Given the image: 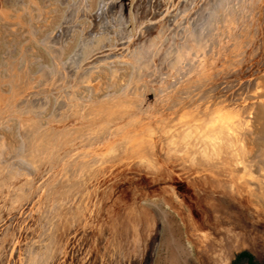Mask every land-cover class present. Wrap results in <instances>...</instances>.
I'll return each instance as SVG.
<instances>
[{"label": "rangeland", "instance_id": "rangeland-1", "mask_svg": "<svg viewBox=\"0 0 264 264\" xmlns=\"http://www.w3.org/2000/svg\"><path fill=\"white\" fill-rule=\"evenodd\" d=\"M102 1L0 0V264H264V0Z\"/></svg>", "mask_w": 264, "mask_h": 264}, {"label": "bare ground", "instance_id": "bare-ground-1", "mask_svg": "<svg viewBox=\"0 0 264 264\" xmlns=\"http://www.w3.org/2000/svg\"><path fill=\"white\" fill-rule=\"evenodd\" d=\"M107 0H103L102 1V4L104 5V3L106 2ZM104 2V3H103ZM107 3V2H106ZM103 5H101V7H103L104 8V6ZM108 7V6H107ZM102 9V8H101ZM105 14V13H104ZM99 15V14H98ZM100 16V15H99ZM106 16V15H105ZM96 22V21H95ZM105 22V21H104ZM86 34H88V33H86ZM111 58V57H110ZM69 64L67 65V67L69 68ZM71 69V68H70ZM86 77V76H85ZM82 78V77H81ZM83 79H85V78H83ZM85 80H88V79H85ZM21 81V80H20ZM57 82H58V80H56ZM19 82V81H18ZM31 82V81H30ZM56 82V83H57ZM13 83H14V81H13ZM58 84V83H57ZM61 85V84H60ZM17 86V85H16ZM13 87H14V85H13ZM15 90V89H14ZM62 94V93H61ZM47 99V98H46ZM60 100V99H59ZM71 100V99H70ZM73 100V99H72ZM60 102V101H59ZM38 106V105H37ZM45 107V106H44ZM74 107H78L77 105L76 106H74ZM73 107V108H74ZM61 108V107H60ZM59 108V109H60ZM67 113V112H66ZM65 114V113H64ZM64 115H62L61 114V117H63ZM248 121V119L247 118H245V120H240V121H238L237 122V124H238V126H240V127H245V126H248V124H246L245 122H247ZM25 124V123H24ZM182 124H186L185 126H181L179 123H177L176 124V128H178L179 129V131H180V128H182L183 130H184V132L185 131H187V129H189V128H191L193 125H194V123H193V119H190V121L188 120V121H186V122H182ZM26 125V124H25ZM37 125V124H36ZM33 125H31V127L28 125V126H26V128L28 129L29 127V134L28 133H23V136H24V144H25V148H27V151H26V153H27V155L29 156V161L34 165V167L35 168H39L38 167V163H43V159H45V157H44V155L50 150V148L52 147L51 146V143L50 142H47V138H44V135H40L39 134V126L37 125V127L36 128H34V127H32ZM196 127H198L197 125H195ZM207 127H210V126H207ZM227 127L228 128H230V126L229 125H227ZM125 128V127H124ZM128 128V127H127ZM122 130H124V129H122ZM57 134H59V136H56L55 137V139H56V143H54L55 145H54V148H55V146L57 147L58 146V141H59V139L61 138V136H62V131H57L56 132ZM56 134V135H57ZM183 134V133H182ZM197 136L198 135H200V133L198 132L197 134H196ZM107 136V135H106ZM196 137V136H195ZM195 137H194V139L193 140H195ZM191 145V144H190ZM107 148V147H106ZM101 151V150H100ZM15 153V152H14ZM17 153V152H16ZM101 155V154H100ZM11 157V156H10ZM100 160V159H99ZM97 161H98V159H97ZM262 162H264V161H262ZM25 165H27V164H25ZM151 165V164H150ZM4 179H5V176H4ZM6 181V180H5ZM5 195V194H4ZM7 196V195H6ZM11 196V194H9V197ZM10 199V198H9ZM6 200V199H5ZM10 201V200H9ZM8 201V202H9ZM2 204V203H1ZM3 204H4V202H3ZM6 204V203H5ZM49 204V203H48ZM50 204H52V203H50ZM8 205V204H7ZM46 205V204H45ZM10 206V205H9ZM49 206V205H48ZM53 206V205H52ZM51 206V207H52ZM14 207V206H13ZM13 207H12V209H13ZM4 208V207H3ZM10 208V207H9ZM15 208V207H14ZM53 208V207H52ZM45 209V208H44ZM46 209H48V208H46ZM50 209V208H49ZM5 210H6V208H5ZM10 210H11V208H10ZM53 210H54V208H53ZM2 211V210H1ZM13 211V210H12ZM42 211V210H41ZM39 212V211H38ZM44 212V211H43ZM11 213V212H10ZM48 213V212H47ZM52 213V212H51ZM41 214V213H40ZM39 215V214H38ZM45 216H47V215H45ZM33 217H35V216H33ZM42 217V215L40 216V218ZM44 217V216H43ZM45 218V217H44ZM43 218V219H44ZM2 219V218H1ZM5 219V218H4ZM37 219V218H36ZM3 221V220H2ZM34 221V220H33ZM43 221V220H42ZM46 222H47V220H45ZM51 222V221H50ZM41 223H43V222H41ZM41 223L39 224V225H41ZM53 224H54V221L52 222ZM51 224V223H50ZM34 225V224H33ZM45 225V224H44ZM55 225V224H54ZM32 226V225H31ZM41 227V226H40ZM47 227V229H48V227L49 226H46ZM45 227V228H46ZM51 227V226H50ZM32 228V227H31ZM37 228H38V226H37ZM30 229V228H29ZM35 229V228H34ZM33 229V230H34ZM47 229L45 230V231H47ZM51 230H53L52 228H50ZM27 230V229H26ZM36 230V229H35ZM39 230V229H38ZM30 231V230H29ZM32 231V230H31ZM44 231V230H43ZM42 231V232H43ZM54 231H55V229H54ZM25 232V231H24ZM38 232V231H37ZM41 232V233H42ZM48 232V231H47ZM56 232V231H55ZM54 232V233H55ZM46 233V232H45ZM50 233V232H49ZM53 233V232H52ZM26 234H28V233H26ZM25 234V235H26ZM38 234V233H37ZM24 235V236H25ZM39 235H40V232H39ZM38 235V236H39ZM29 236V235H28ZM42 236V235H41ZM41 236H40V238H41ZM49 236V235H48ZM51 236V235H50ZM50 236H49V238H50ZM8 237V236H7ZM12 237V236H11ZM15 237H17V236H15ZM22 237V236H21ZM27 237V236H26ZM25 237V238H26ZM36 237V236H35ZM45 237H47V236H45ZM56 237V236H55ZM9 238V237H8ZM14 238V237H13ZM20 238V237H19ZM24 238V237H23ZM24 238V239H25ZM34 238V237H33ZM37 238V237H36ZM35 238V239H36ZM43 238V237H42ZM53 238H54V236H53ZM12 239V238H11ZM11 239H8V241L9 240H11ZM29 239H32V238H29ZM34 239V240H35ZM56 239V238H55ZM5 240L7 241V239L5 238ZM39 240V239H38ZM46 240V239H45ZM44 240V242H47V241H45ZM14 241V240H13ZM25 241V240H24ZM51 241V240H50ZM36 242H38V241H36ZM36 242H35V244H36ZM39 242H40V240H39ZM43 242V241H42ZM44 242L43 243H40V244H42V245H40L39 244V246H38V249H39V252L40 251H43V249H45L46 247H47V245L46 244H44ZM54 242V241H53ZM52 242V243H53ZM3 243V242H2ZM6 243V242H5ZM10 243V242H9ZM23 243V242H22ZM31 243V242H30ZM55 243H56V241H55ZM32 246H33V241H32ZM30 244V245H31ZM38 244V243H37ZM150 245H148V247H146L145 248V250L143 251L144 253V255H145V251H147L148 249V252H147V255H146V257H148L151 253H152V248H153V241H152V239H151V241H150V243H149ZM29 245V246H30ZM60 245V244H59ZM67 245V244H66ZM3 246V245H2ZM10 246V245H9ZM8 246V247H9ZM23 246V245H22ZM68 246V245H67ZM24 247V246H23ZM28 247V246H27ZM63 247H64V245H63ZM143 247H144V245H143ZM1 248H4V246L3 247H1ZM18 248H19V246H18ZM22 248V247H21ZM37 248V246L35 247V249ZM23 249V248H22ZM29 249H31V248H29ZM48 249V248H47ZM3 250V249H2ZM52 250H55V249H52ZM29 251V250H28ZM32 251V250H31ZM34 251V250H33ZM60 251V250H59ZM35 252V251H34ZM33 252V253H34ZM38 251H37V249H36V254L37 253H39ZM62 252V251H61ZM112 252V251H111ZM115 252V251H114ZM1 253V252H0ZM6 253V252H5ZM7 253H8V251H7ZM26 253V252H25ZM31 253V252H30ZM46 253V252H45ZM52 253V252H51ZM56 253V252H55ZM21 254V253H20ZM23 254H24V252H23ZM41 254V253H40ZM47 254V253H46ZM108 254V253H107ZM27 255V254H26ZM29 255V254H28ZM38 255V254H37ZM36 255V256H37ZM64 255V254H63ZM81 255V254H80ZM122 255V254H121ZM4 256V255H3ZM2 256V257H3ZM36 256H33V257H36ZM49 256H50V254H49ZM82 256V255H81ZM105 256V255H104ZM24 257H25V255H24ZM31 257V256H30ZM33 257H32V259H33ZM42 257H44V251H43V253L39 256V259H36V260H34V261H32L31 260V262H33V264H43V262H42ZM64 257V256H63ZM62 257V258H63ZM121 257V256H120ZM26 258H27V256H26ZM59 258H61V256L59 257ZM106 258V257H105ZM125 258V257H124ZM141 258H143V256L142 257H137V259H135V260H133V261H131V264H140V262H141ZM1 259V258H0ZM6 259V258H5ZM25 259V258H24ZM29 259V258H28ZM44 259H45V257H44ZM50 259V258H49ZM54 259H56V258H54ZM78 259V258H77ZM60 260V259H59ZM2 261H4V260H2ZM20 261V260H19ZM25 261V260H24ZM29 261V260H28ZM50 261V260H49ZM54 261V260H53ZM78 261V260H77ZM120 261V260H119ZM6 262V261H5ZM21 262H22V259H21ZM26 262H27V260H26ZM25 262V263H26ZM35 262V263H34ZM67 262V261H66ZM75 262V261H74ZM81 262V261H80ZM112 262V261H111ZM12 263V262H11ZM28 263V262H27ZM69 263H71V262H69ZM5 264V263H4ZM18 264V263H17ZM21 264V263H20ZM50 264V263H49ZM56 264V263H55ZM120 264V263H119ZM126 264H128V263H126Z\"/></svg>", "mask_w": 264, "mask_h": 264}, {"label": "water", "instance_id": "water-1", "mask_svg": "<svg viewBox=\"0 0 264 264\" xmlns=\"http://www.w3.org/2000/svg\"><path fill=\"white\" fill-rule=\"evenodd\" d=\"M152 241H153V248H152V253L146 258V261H145V264H151L152 262V258H153V253L155 251V248H156V245L158 243V237L157 235H155L153 238H152Z\"/></svg>", "mask_w": 264, "mask_h": 264}]
</instances>
